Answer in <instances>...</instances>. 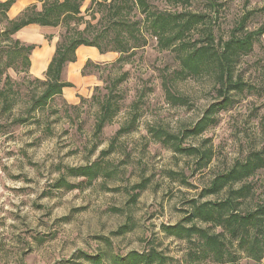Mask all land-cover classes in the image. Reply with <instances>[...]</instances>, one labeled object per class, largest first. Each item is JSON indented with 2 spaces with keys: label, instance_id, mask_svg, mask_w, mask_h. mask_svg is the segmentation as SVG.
Listing matches in <instances>:
<instances>
[{
  "label": "rangeland",
  "instance_id": "obj_1",
  "mask_svg": "<svg viewBox=\"0 0 264 264\" xmlns=\"http://www.w3.org/2000/svg\"><path fill=\"white\" fill-rule=\"evenodd\" d=\"M4 1V0H0ZM85 0L81 14L95 25L97 7ZM159 11L187 9L204 13L213 23L216 37L226 40L243 16L250 14L245 27L253 31L264 25V0H192L189 6H171L163 0H147ZM38 9L40 4L36 3ZM21 6L8 13L15 18ZM95 14V20L91 16ZM81 26L80 28H83ZM63 27L27 28L14 36L25 45H35L26 73L8 69L6 74L18 93L17 105L3 112L0 105V264H61L81 251L93 254L107 238L115 253L141 252L150 241L182 264L186 245L165 238L163 224H174L208 186L212 177L243 159L250 150L264 145V91L262 96L243 95L218 116V123L184 146L205 144L213 153L211 163L198 170L196 160L179 155L152 139L150 127L177 133L199 119L213 101L214 92L206 80L188 79L170 84L175 96H186L187 106L172 104L165 96L163 82L178 68L171 51H161L157 41L147 36L130 62L116 64L117 53L100 54L95 48L79 47L76 61L65 65L61 80L72 84L53 98L43 111L27 117L28 97L33 80H44ZM245 79L264 88V35L241 65ZM123 73L125 80L113 92L119 112L96 136L99 102ZM4 80H0V87ZM134 121L131 132L118 137L117 131ZM112 147L110 153L108 152ZM104 162L109 176L77 189H54V182L67 168ZM79 184L83 179L67 178ZM245 183L254 190L251 203L264 201V171ZM144 184L140 192L137 185ZM140 193L135 203L130 198ZM209 196L202 200L220 198ZM130 232L116 236L123 225ZM236 264L254 263L241 257Z\"/></svg>",
  "mask_w": 264,
  "mask_h": 264
},
{
  "label": "trees",
  "instance_id": "obj_2",
  "mask_svg": "<svg viewBox=\"0 0 264 264\" xmlns=\"http://www.w3.org/2000/svg\"><path fill=\"white\" fill-rule=\"evenodd\" d=\"M85 0H35L36 4L24 8L15 18L8 13L16 0L0 1V105L3 112H10L18 102L14 83L6 74L8 69L26 73L30 68L29 56L35 45H25L14 36L27 26L63 27L64 32L56 43L55 50L44 73V80L34 79V91L28 97L27 117L43 111L53 98L60 96L72 84L63 82L61 75L68 63L76 61L79 47L95 48L100 54L117 53L116 64L130 62L135 52L146 46L147 36L157 41L161 51H171L178 68L165 77L163 88L166 98L174 105L187 106L186 96H175L170 84L188 79L206 80L215 94L213 101L203 110L199 119L188 128L177 133L150 127L152 139L171 149L174 153L192 157L198 170L205 169L212 161L213 153L208 146H184L187 139L197 138L218 123L220 113L230 109L243 95L262 96L259 84L245 79L241 69L243 58L250 55L255 44L264 35V25L253 31L245 27L249 13L231 30L226 40L218 39L213 23L204 13L187 9L181 11H159L153 9L147 0H91L89 10L96 6L99 18L95 25L85 20L81 8ZM171 6L186 7L192 0H163ZM209 6L215 3L208 0ZM259 11H264V7ZM95 14L91 20H95ZM84 26L83 28H80ZM126 78L123 73L99 102L95 122V134L112 122L119 112L114 88ZM134 121L119 129L114 141L131 132ZM111 149L108 152L110 153ZM264 171V145L250 150L243 159L222 172L216 173L198 197L186 202L183 216L174 224L160 227L165 238L174 239L186 245L182 264H236L241 257L254 263L264 259V201L252 204L254 190L245 183L257 172ZM109 176L104 162H93L65 170L52 185L54 189L71 191L81 183L90 185L96 179ZM67 178L83 179L79 184L70 183ZM143 191L144 184L136 186ZM140 193L131 196L135 203ZM215 200H202L216 196ZM132 230L123 225L113 235L120 236ZM101 247L93 254L77 252L69 261L61 264H172L173 259L159 250L154 241L141 252L130 251L119 255L114 252L111 241L100 237Z\"/></svg>",
  "mask_w": 264,
  "mask_h": 264
},
{
  "label": "crops",
  "instance_id": "obj_3",
  "mask_svg": "<svg viewBox=\"0 0 264 264\" xmlns=\"http://www.w3.org/2000/svg\"><path fill=\"white\" fill-rule=\"evenodd\" d=\"M32 4H36L35 0H16V2L14 4V6L12 7V9H14L15 7L21 6L20 10L22 11L24 8H26L27 6H30ZM34 27L44 28V27H40V26H37V25H30V26L25 27L24 30L27 29V28H34ZM77 53H78V51H77ZM103 55H105V54H103Z\"/></svg>",
  "mask_w": 264,
  "mask_h": 264
}]
</instances>
